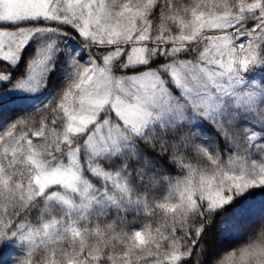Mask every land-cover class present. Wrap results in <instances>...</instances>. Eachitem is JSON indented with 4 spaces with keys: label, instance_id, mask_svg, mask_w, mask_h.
<instances>
[{
    "label": "snow or ice",
    "instance_id": "6c2138e0",
    "mask_svg": "<svg viewBox=\"0 0 264 264\" xmlns=\"http://www.w3.org/2000/svg\"><path fill=\"white\" fill-rule=\"evenodd\" d=\"M58 67L0 126V245L14 264H203L213 217L264 186V0H0V85L36 93ZM208 264H264V223Z\"/></svg>",
    "mask_w": 264,
    "mask_h": 264
},
{
    "label": "trees",
    "instance_id": "16d2710c",
    "mask_svg": "<svg viewBox=\"0 0 264 264\" xmlns=\"http://www.w3.org/2000/svg\"><path fill=\"white\" fill-rule=\"evenodd\" d=\"M69 43L74 45L73 47H77L75 43L73 44L70 41ZM30 51L31 46L24 50V56L26 57ZM22 72L23 61L13 70V78ZM61 78L62 72L58 67L57 71L52 73L47 88L36 93H22L23 91L18 92L17 89L9 88L7 84L0 85V89H3L0 91V126L6 125L18 116L33 111L38 105L46 103L55 92ZM248 78L249 80L264 81V68L249 72ZM258 99L264 100V94L258 97ZM191 123L192 128L199 130L200 135L196 138L199 143L211 148L215 141L222 151L225 149V142L220 139L219 134L211 124L202 120H194ZM164 166L169 167L166 162ZM172 171L175 172L174 169ZM244 197H247V199L244 200L242 205L235 207L234 211L229 210L226 214H217L213 217V222L206 226L204 243L207 253L203 256V264H208V261L211 259L245 241L259 225L264 223V186L249 189L239 199H243ZM248 200L251 201V204L257 206V210L254 211L252 216L245 218L239 214L244 210V204ZM230 207L226 206V208ZM149 223H153V221L144 218L139 221V225ZM153 227H155L154 223ZM20 254L21 248L15 241L0 245V264L10 263L14 257ZM195 260L196 251L194 249L193 255L188 258V264H195Z\"/></svg>",
    "mask_w": 264,
    "mask_h": 264
},
{
    "label": "rangeland",
    "instance_id": "374dc122",
    "mask_svg": "<svg viewBox=\"0 0 264 264\" xmlns=\"http://www.w3.org/2000/svg\"><path fill=\"white\" fill-rule=\"evenodd\" d=\"M69 41L70 42H72L73 44L75 43L76 45H77V48H78V44H77V42H75L74 40H70L69 39ZM69 41H68V43H69ZM70 45H72L71 43H69ZM72 46H74V45H72ZM21 92V90H18V92ZM22 93H28V92H22ZM257 206H254V204H251V201L250 200H248L245 204H244V207H243V211L242 212H240V214L239 215H241V216H244L245 218H249L250 216H252V214L254 213V211L255 210H257V208H256ZM252 211V212H251ZM6 264H14V261L12 260L10 263H6Z\"/></svg>",
    "mask_w": 264,
    "mask_h": 264
}]
</instances>
